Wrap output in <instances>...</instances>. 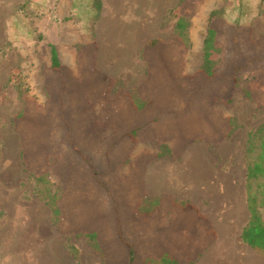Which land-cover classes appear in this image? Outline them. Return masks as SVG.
<instances>
[{"label":"rangeland","instance_id":"374dc122","mask_svg":"<svg viewBox=\"0 0 264 264\" xmlns=\"http://www.w3.org/2000/svg\"><path fill=\"white\" fill-rule=\"evenodd\" d=\"M216 9L226 22L245 26L232 29L213 21L220 30L221 74L207 81L198 67L208 16ZM179 16L189 21L186 44L174 32ZM150 40L156 44L147 46ZM50 45L58 70L51 68ZM154 65L162 74L158 84L147 78ZM153 89L163 90L166 111L157 112L147 130L160 139L136 136L130 142L121 136L117 112ZM227 117L237 124L229 138ZM263 123L264 0H0V264H54L53 254L60 264H101L88 239L75 234L92 219L86 211L104 217L106 245L119 243L118 221L122 239L135 244L134 264L158 259L169 243L161 233L171 228L180 232L175 241L189 254L207 248L216 254L211 261L264 264L263 251L243 244L231 259L218 252L225 239L213 235L201 213H174L169 200L178 201L177 192L161 196V209L147 205L142 180L148 164L181 163L184 172L186 157L201 155L216 175L244 179L246 185L248 133ZM162 145L169 153L156 158ZM27 148L33 160L25 165L21 151ZM76 150L90 158L97 183ZM44 170L51 191L66 195L58 224L33 178ZM230 209L227 201L223 219ZM108 246V260H126L124 247Z\"/></svg>","mask_w":264,"mask_h":264},{"label":"trees","instance_id":"16d2710c","mask_svg":"<svg viewBox=\"0 0 264 264\" xmlns=\"http://www.w3.org/2000/svg\"><path fill=\"white\" fill-rule=\"evenodd\" d=\"M178 7V6H177ZM176 7V8H177ZM173 10L170 11L172 13ZM213 21H219L222 24L232 28L239 29L245 25L228 23L224 20L222 12L219 9L213 10L209 13L208 16V25L206 28V34L202 43V62L198 67V73L205 78L207 81H212L219 77L221 72L219 71L220 64L222 63V48L218 44V39L220 36L219 28L213 24ZM189 27V21L185 16L177 17L175 22L174 32L176 37L181 40L184 44L188 42L187 30ZM156 40H150L147 46H154ZM50 60L51 68L58 70L60 68V62L58 58L57 51L54 46L50 45ZM156 66V65H154ZM152 67L147 74V78L153 84L160 83V77L162 76L160 69ZM236 67L233 69L231 75H235ZM237 84V77H234V81ZM173 85V84H172ZM176 88V87H175ZM198 90V89H196ZM137 92V91H136ZM163 90L153 89L151 95L148 98H137L136 100L129 101V104L122 110L117 112L119 119L123 121L120 123L121 131L123 137H125L130 142H133L138 136V138L143 139H160L157 135L148 133V125L155 121L154 116L157 115V112L161 114L163 111H166V107L162 101ZM21 94V93H20ZM138 96V92L135 93ZM229 101V99H226ZM171 116L174 113L169 112ZM125 115V116H124ZM23 113L20 112L17 115L18 119H22ZM226 123L230 126L226 131L225 138H229L235 131L237 124L235 119L232 117L226 118ZM214 127V126H213ZM119 138V137H118ZM116 138V139H118ZM115 139V140H116ZM162 150L155 155L156 158H163L169 153V149L165 145L161 146ZM30 149H22L21 157L24 159V164H28L32 161V158H27ZM31 151V150H30ZM36 154H40L38 149ZM80 157L88 164L89 168L92 170V182L93 184L97 183L96 175L98 174L97 170L94 168L91 160L88 156L84 155L81 151L76 150ZM246 193H247V210L249 213L248 221L244 225L241 231V238L244 243H246L251 248L260 249L264 252V123L261 124L256 130L249 132L246 148ZM32 157V156H31ZM33 178L35 183L40 185L39 192L41 193L46 205L48 206L52 220L54 224H58L60 217L63 214L62 200L66 197L64 192L61 191H51L50 181L48 180V173L46 170L42 172H34ZM86 200L90 199L85 196H81ZM75 198V197H74ZM71 199L70 204L76 205L74 201H79L78 199ZM148 204L153 205V207L158 206V198H152L145 200ZM172 205L178 207L182 210H189L190 212H196V208L190 205L185 201H173ZM144 212H149L145 210ZM197 213V212H196ZM86 215L92 217L90 222L75 232L76 236H85L90 244V247L97 252L102 258L101 264H134L137 259V255L134 251L135 244L129 241L122 239V234L120 231V224L118 221L115 223L117 231L115 232L116 241L115 243L109 241L108 245H120L126 249V260L111 262L106 258V252L108 245L103 242V237L101 233H104L102 223L104 217L102 215H97L96 211H86ZM199 219V218H198ZM197 221V218H196ZM199 221H201L199 219ZM197 221L198 223H200ZM196 222V223H197ZM170 233H177L174 228L170 230ZM158 259L151 260L152 264H182L174 257L170 256L167 252H163L159 255ZM199 256L197 254L193 260H187L185 264H193L194 260Z\"/></svg>","mask_w":264,"mask_h":264},{"label":"crops","instance_id":"0c3cea01","mask_svg":"<svg viewBox=\"0 0 264 264\" xmlns=\"http://www.w3.org/2000/svg\"><path fill=\"white\" fill-rule=\"evenodd\" d=\"M186 158H189L190 160L188 161L189 169L184 172L181 169V163L179 165H163L161 163L159 165H146L143 168L144 170L142 178L145 193L150 197L158 198V206L161 209V205L165 201V199H163L161 196L166 194L167 192H177L179 198L176 200L188 202L190 205L195 207L196 212L198 211L199 213H201L212 226L214 230L213 235H215V233L216 237L217 234L222 235V239L225 240L222 242L223 248H221L222 245H220L221 247L218 252H220L221 254L229 253L228 255L230 259L232 256H235L234 253L239 251L240 245L242 244L251 249L250 246L243 242L241 233H234L240 222L243 220L245 223L248 217L245 180L243 179V182L240 183L238 180L232 181L229 175H227V177L216 175L215 169L211 170L209 169V167L204 165L203 161H201V159L203 158L201 155L189 157L187 156ZM159 162L165 161L161 160ZM180 184L187 185L189 187L188 189L181 188ZM211 195H214L215 198H212ZM202 198L208 199V205L203 204L204 200ZM174 200H169L170 206L174 207L172 208V210H175L174 213H178V216H185L186 213L190 212L189 210H182L172 205ZM227 201L231 209L229 210L228 217L226 219H223L226 214L225 204ZM206 206L208 207L204 209L203 207ZM219 220L222 221L220 222ZM224 220H230L233 222H224ZM170 232V230H166L161 233L162 236L164 235L169 239V243L166 245V249L168 251L166 249H162V253L167 252L172 257H174L173 255L175 254L180 256L181 258L179 257V259L177 258L176 260L183 264L184 255H187L190 252L187 253L185 251V248L182 247L183 242L177 243L175 241V239L178 238L177 233L180 232ZM152 236L153 235L150 234V237ZM212 242L214 243L213 240ZM177 244H181V246H177ZM205 250L201 251L200 249H197V253H195L194 255L189 254L190 256H188L190 257V259L187 258V260H193L195 258V255L199 254V256L194 260L193 264H222L221 260L211 261V255L215 253L214 251H210L209 249L206 251ZM215 255L216 254H214V256ZM53 262L54 264H60L59 258L56 259L54 254ZM247 262L249 264H256L255 260H249Z\"/></svg>","mask_w":264,"mask_h":264},{"label":"bare ground","instance_id":"6f19581e","mask_svg":"<svg viewBox=\"0 0 264 264\" xmlns=\"http://www.w3.org/2000/svg\"><path fill=\"white\" fill-rule=\"evenodd\" d=\"M136 21V20H135ZM137 22V21H136ZM135 23V22H134ZM35 222H37V219L35 220ZM40 222V221H39ZM37 224V223H36Z\"/></svg>","mask_w":264,"mask_h":264}]
</instances>
